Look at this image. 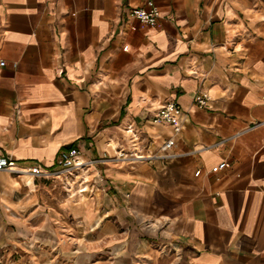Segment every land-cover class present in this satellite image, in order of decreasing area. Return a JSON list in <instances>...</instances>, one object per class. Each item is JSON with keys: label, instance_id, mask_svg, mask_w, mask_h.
<instances>
[{"label": "crops", "instance_id": "obj_1", "mask_svg": "<svg viewBox=\"0 0 264 264\" xmlns=\"http://www.w3.org/2000/svg\"><path fill=\"white\" fill-rule=\"evenodd\" d=\"M155 3L0 0V264H264V0Z\"/></svg>", "mask_w": 264, "mask_h": 264}, {"label": "built area", "instance_id": "obj_2", "mask_svg": "<svg viewBox=\"0 0 264 264\" xmlns=\"http://www.w3.org/2000/svg\"><path fill=\"white\" fill-rule=\"evenodd\" d=\"M132 16L140 23L153 26L159 18L158 7L155 0H144V6L132 9ZM5 62L0 61V66H4ZM208 95L206 93H198L194 98V104L199 107L207 105ZM187 113L174 100L164 102L154 113L153 121L165 123L172 127V135L167 138L161 145L162 152L169 151L174 145V137L177 135L186 122ZM170 155L164 154L163 157ZM88 161L79 159L75 151H62L59 154V162L57 169L50 172L52 178H55L61 184L65 192L85 193L90 189V181L86 178V172L89 167ZM226 166L225 162L218 165V169ZM0 169L9 172H17V166L6 157L0 158ZM33 173H38L39 169L34 167L31 169ZM25 171V170H24ZM23 171V172H24ZM199 173V171H197Z\"/></svg>", "mask_w": 264, "mask_h": 264}]
</instances>
